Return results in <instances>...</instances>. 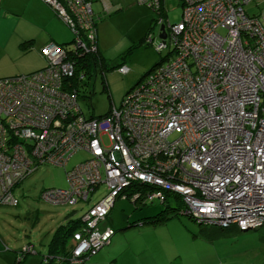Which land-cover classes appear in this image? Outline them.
Wrapping results in <instances>:
<instances>
[{"label":"built area","instance_id":"1","mask_svg":"<svg viewBox=\"0 0 264 264\" xmlns=\"http://www.w3.org/2000/svg\"><path fill=\"white\" fill-rule=\"evenodd\" d=\"M43 1L76 39L46 44L42 69L0 77V205H19L15 189L42 165L64 167L67 187L42 198L89 204L65 264H85L110 243L116 229L99 226L119 198L166 203L173 194L199 225L263 227L264 7L181 0V19L171 22L166 0H138L160 15L167 37L156 48L171 47L169 59L119 107L87 117L79 104L85 57L101 56L92 0ZM81 151L88 158L69 167Z\"/></svg>","mask_w":264,"mask_h":264},{"label":"rangeland","instance_id":"2","mask_svg":"<svg viewBox=\"0 0 264 264\" xmlns=\"http://www.w3.org/2000/svg\"><path fill=\"white\" fill-rule=\"evenodd\" d=\"M106 3L109 8L104 11L101 25L105 21L103 23L105 25L104 33L111 42L110 45H115V53L123 48V54H118L113 62L108 61L109 64H115V67L103 69L100 66L97 70L93 69L92 75L86 76L82 82L79 104L87 117L93 114L104 115L113 105L119 107L127 93L141 80H144L153 71V68L159 66L158 63L165 62L169 51H171V47H165L161 52L156 48L161 42L160 24L158 23L160 15L156 11L139 3L138 0H106ZM112 4L116 5V8L113 9ZM118 5L123 6L117 8ZM260 7H264V0H253L246 8L254 13L259 11ZM166 9V21L169 19L171 22H178L181 19L183 9L181 0H166ZM98 20L97 25L99 24ZM64 25L66 34L70 33V45L74 35L68 25ZM150 33L154 35L153 43L147 41ZM220 33L225 34L223 30H220ZM125 53L127 55L122 58ZM5 59L6 56L1 52V70L16 71L24 66L19 61H12L11 64L6 63ZM119 64L123 65L126 70L121 72L117 67ZM90 94L91 99L86 96ZM88 156L86 152H78L70 159L69 167L76 166ZM65 187H67V179L62 166L44 164L29 174L15 189L19 205H0V233L3 237L16 247L24 244L21 249L28 246L34 248L35 246L36 250L47 253L49 242L60 226L67 224L69 219L79 220L89 206L86 202H80L75 206L55 204L42 198L41 194L44 189ZM101 188L105 191L104 185ZM99 196H101V192L98 193L97 197ZM174 200L177 202L175 198H171V203H176L173 202ZM146 203L145 205L136 204L130 199L119 198L107 220L101 222L99 227L101 229L107 226L114 227L115 235L125 234L126 239L135 238L136 231L132 230L137 229L124 228L133 221L148 215H155L166 207V204L159 200L146 201ZM178 221L181 224L199 227L198 223L189 215H182ZM167 226L163 227L165 231ZM229 239L231 242L228 251L229 264H264V226L237 232ZM59 250L62 252L61 249Z\"/></svg>","mask_w":264,"mask_h":264},{"label":"crops","instance_id":"3","mask_svg":"<svg viewBox=\"0 0 264 264\" xmlns=\"http://www.w3.org/2000/svg\"><path fill=\"white\" fill-rule=\"evenodd\" d=\"M92 6L97 20L101 18L97 25L100 53L107 62H113L118 54H123V48L115 53V45H110L111 42L104 33L105 21L101 25L104 11H107L109 6L106 0H92ZM118 6L117 8H122L123 5ZM111 7L114 9L116 5L112 4ZM64 24L66 23L43 0H0V53L6 56V63L19 61L24 65L16 71L0 69V77L29 73L43 68L46 61L41 49L46 44L55 42L69 45L70 33L66 34ZM143 218H139L135 225L129 224L124 228L137 229L132 230L136 231L135 238L126 239L125 234H116L107 245L108 248H103L85 264L230 263L228 253L231 245L230 236L226 237L228 239H220L217 237L219 235L211 234L213 230L209 226L199 224V227L188 226L181 224L178 221L180 218L176 217L164 224L146 222ZM170 223L173 224L169 226ZM165 226L166 231L163 228ZM68 243L69 241H66V244ZM23 245L16 247L0 233V264H65L63 259L60 260L55 257V253L50 252V245L47 253L36 250L34 246L35 250L32 247L31 252L22 255ZM47 256L50 258L45 262Z\"/></svg>","mask_w":264,"mask_h":264},{"label":"trees","instance_id":"4","mask_svg":"<svg viewBox=\"0 0 264 264\" xmlns=\"http://www.w3.org/2000/svg\"><path fill=\"white\" fill-rule=\"evenodd\" d=\"M99 53H100V50H99ZM125 55H127V53H125L122 56V58L125 57ZM169 55H170V53H168L167 59H168ZM86 58H87L88 63H89V66H88V70H89L88 76H91L92 75L93 69L94 70L95 69L97 70V68L100 67V66L103 69H105L106 67H112V66L115 67V64L114 65L113 64H109L105 60V58H103L102 54H101V56L94 55V54L93 55H88V56L85 57V59ZM162 62L163 61H161L160 63H162ZM160 63H158V64H160ZM117 67L119 69L120 67H123V65L119 64ZM155 68H153V70ZM81 94H79V95L81 96ZM86 96L89 99H91V94L90 95H86ZM171 198H175L177 200V202L174 200L173 202H176V203H171ZM134 203H136V202H134ZM141 204H144L145 205L147 203L145 202V203H141ZM165 204H166L165 209L159 211L155 215L145 216L143 218L144 221H146V222L148 221V222H151V223H154V224H157V223L164 224V223H166L168 220H170L172 218H175V217L181 218L182 215H185V214L182 213V211H183V204H182V199L179 198V196H177V195L174 196L173 194H170L169 195V198H168V201ZM174 204L176 206H173ZM137 221H133L130 224L131 225H135L137 223ZM80 222H81L80 219L77 220V221L69 219V221H68L67 224L61 225L60 228L57 230V232L52 237V240H51V242L49 244L50 245V252L51 253H55V257H57L60 260H62L63 257L67 254V248L68 247H67L66 241L70 238V235L73 234L79 228ZM141 222H143V221L141 220ZM209 227L213 230V231H211V234L212 235H219L217 237H219L220 239L221 238H226L227 236H230V238H231L232 235H234L235 233L240 232V231H243V230H241L236 225H230L228 227H219V226H209ZM226 239H228V238H226ZM59 249H61L62 252H60ZM21 253H22V255L25 254L23 252V250L21 251Z\"/></svg>","mask_w":264,"mask_h":264},{"label":"water","instance_id":"5","mask_svg":"<svg viewBox=\"0 0 264 264\" xmlns=\"http://www.w3.org/2000/svg\"><path fill=\"white\" fill-rule=\"evenodd\" d=\"M160 31L161 32H160L159 37H160V39L163 40V42H165V38L167 37V34H166V30H165V25L164 24L160 26ZM245 231H247V230H245Z\"/></svg>","mask_w":264,"mask_h":264},{"label":"bare ground","instance_id":"6","mask_svg":"<svg viewBox=\"0 0 264 264\" xmlns=\"http://www.w3.org/2000/svg\"><path fill=\"white\" fill-rule=\"evenodd\" d=\"M95 23L97 24V21H95ZM66 24H67V23H66ZM88 30H89V29H88ZM84 35H85V32L82 33V38H81L82 40H84ZM75 39H76V38L74 37V38H73V41H74ZM62 45H64V44H62ZM65 45H66V44H65ZM168 59H169V57H168Z\"/></svg>","mask_w":264,"mask_h":264}]
</instances>
